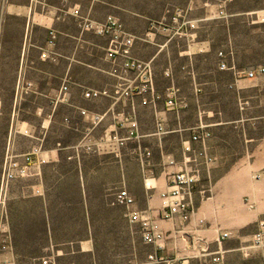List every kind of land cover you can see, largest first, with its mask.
I'll return each mask as SVG.
<instances>
[{
  "label": "crops",
  "instance_id": "0c3cea01",
  "mask_svg": "<svg viewBox=\"0 0 264 264\" xmlns=\"http://www.w3.org/2000/svg\"><path fill=\"white\" fill-rule=\"evenodd\" d=\"M3 1L0 81L14 82L16 112L20 100L33 117L23 122L33 154L0 209V264H98L89 194L126 189L132 211L157 216L181 170L197 178L191 216L160 221L164 264H264V74L247 77L264 65V0ZM177 7L180 34H150ZM82 19H114L136 38L130 56L150 64L152 93H138L142 80ZM113 199L139 242L135 264H147L151 248Z\"/></svg>",
  "mask_w": 264,
  "mask_h": 264
},
{
  "label": "built area",
  "instance_id": "2783aa9c",
  "mask_svg": "<svg viewBox=\"0 0 264 264\" xmlns=\"http://www.w3.org/2000/svg\"><path fill=\"white\" fill-rule=\"evenodd\" d=\"M220 14L223 15V13ZM167 15L168 17H165L158 22L151 23L150 34L165 32L171 34L172 37L180 34L181 28L186 24L184 21L185 11L182 8H174L172 10H168ZM79 28L82 31L89 30L95 32L97 35L108 37L110 41L107 48V58L112 62H116L120 58L124 59L123 67L125 71H134L137 74V78L143 82V86L140 88L138 93L144 94L153 92V74L150 64L142 63L131 58V47L133 46L136 38L127 33L118 21L109 19L105 24H94L90 20L82 19L79 22ZM56 38L55 33H50L49 44L54 45ZM146 39H149V36L143 38V40ZM47 56V53L42 54L43 58H47ZM219 56L223 58L222 53H220ZM227 68L228 66L225 63L220 64L221 70H225ZM257 73L264 74V65H260L252 70H249L247 77L253 78ZM67 90V86H64L62 88V94L67 92ZM121 94L127 98L132 95L129 88H125L120 95ZM99 95V93L92 92L85 94L87 98L97 97ZM159 99L160 96L154 94V101ZM167 104L171 108H175L177 105L173 100H169ZM208 137H210V134L204 133L202 136L194 137V140L205 142ZM87 149L93 150L91 146L87 147ZM185 151H190V148H185ZM32 154L33 153H26L21 156L10 155L7 157L0 186V206L3 207L5 205L10 184L17 179L29 176V169L32 165ZM207 160L208 162H211L210 159ZM196 182V176L185 170L170 174L169 189L160 193L162 208L157 216L149 213L132 211V206L134 205L135 200L126 189H120L115 194L112 206L122 207L125 209L126 217L129 223L139 226L143 243L152 250L147 254V264L172 263L164 257L157 255V252L163 249L162 243L165 239V233L161 227L160 221L170 220L178 216H180L184 221H188L190 219V202L192 200ZM228 236L229 234H223V238H227ZM212 261L213 263H221V254H217ZM48 263V259L43 262V264Z\"/></svg>",
  "mask_w": 264,
  "mask_h": 264
},
{
  "label": "rangeland",
  "instance_id": "374dc122",
  "mask_svg": "<svg viewBox=\"0 0 264 264\" xmlns=\"http://www.w3.org/2000/svg\"><path fill=\"white\" fill-rule=\"evenodd\" d=\"M3 3L0 0V5ZM11 85L14 82L0 81V186L7 157L25 154L32 142L25 135L23 122L33 117L24 112L25 104L20 100V112H16L18 105L13 100L14 91ZM115 194L116 189L104 194V199L99 193L89 194L92 204L90 218L96 223L98 264H135L140 258L139 242L130 230L126 231L120 211L109 206L108 203ZM3 207L0 206V209Z\"/></svg>",
  "mask_w": 264,
  "mask_h": 264
}]
</instances>
